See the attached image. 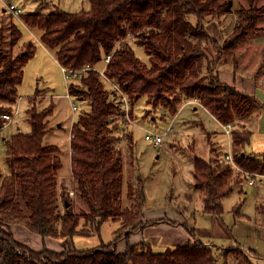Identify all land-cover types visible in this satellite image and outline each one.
<instances>
[{
  "label": "trees",
  "instance_id": "obj_1",
  "mask_svg": "<svg viewBox=\"0 0 264 264\" xmlns=\"http://www.w3.org/2000/svg\"><path fill=\"white\" fill-rule=\"evenodd\" d=\"M88 10L74 13L56 9L50 13H24L20 16L30 29L40 32V40L55 52L61 67L80 70L95 67L110 55L104 77L114 82L125 95L126 112L119 102L110 100L100 75L93 69L81 74L80 84L69 85V93L86 102L89 111L71 125L69 140L70 176L73 193L85 209L76 213L70 197L59 195L58 174L62 168L60 149L44 144L50 133L49 118L53 105L39 110L29 99L26 111L29 133H16L4 141L8 173L0 171V264H253L249 252L239 246L229 248L204 244L195 235L194 226L183 225L188 234L184 243L155 252L145 241L131 243L130 236L145 226L178 222L168 219L141 223L140 208L144 202L142 186H127L131 204L122 208L123 162L114 147L116 120L127 122L133 105L145 98L153 109L163 107L175 115L185 99L196 100L217 122L233 124L231 133L232 164L215 157L206 161L193 157L192 189L198 194L203 214L221 216L222 201L239 185L245 173L264 175V152L257 158L246 151L251 132L247 123L264 109L253 95L220 81L217 55H233L232 73L236 75L239 47L251 38L264 36L263 0H244L233 10L232 0H87ZM231 15L232 30L222 42L206 25L216 19L222 25ZM217 23V24H218ZM223 35V33H221ZM143 49L149 65L134 54L128 38ZM20 30L4 19L0 22V130L5 125L2 114H11L18 99L23 68L34 56L35 46L28 41L16 50ZM218 54L211 55L209 46ZM208 46V47H207ZM206 47V48H205ZM264 70V59L254 74L256 81ZM256 85V84H255ZM119 103V104H118ZM130 149L132 136H128ZM220 155V154H219ZM241 176V178H239ZM136 191V192H135ZM62 196V207L59 197ZM65 202L69 206L65 207ZM239 207L234 208L239 217ZM264 215L263 211H258ZM83 219L99 232L106 221H117L128 230L123 239L126 247L118 252L117 236L109 244L91 249H67L64 240L76 235L89 236L79 228ZM24 228L31 234L63 240L61 250L33 249L16 239L13 228Z\"/></svg>",
  "mask_w": 264,
  "mask_h": 264
},
{
  "label": "rangeland",
  "instance_id": "obj_2",
  "mask_svg": "<svg viewBox=\"0 0 264 264\" xmlns=\"http://www.w3.org/2000/svg\"><path fill=\"white\" fill-rule=\"evenodd\" d=\"M232 3L233 10L237 9L238 4L246 6L244 0H232ZM262 3H264V0ZM10 4L21 8L23 14L29 12L50 13L56 11V9L74 13L88 10L90 7L89 2L87 0H0V22L2 19L8 21V23L10 21L21 32V39L15 49L19 50L20 48L18 47L23 46L28 41H31L35 46V56L25 65L23 79L18 86V92L21 95L19 113L14 118L12 117L13 120L11 118L12 122L10 125L0 132V171L3 175L8 173L5 164L3 139H8L17 128L21 131L25 130L27 125L23 122V113L27 103H29L30 98L34 97L36 91L42 93L33 101L36 104V108L42 110L52 104L53 114L51 120L55 124H62L60 128L54 126L51 134L44 140V144L51 143L57 145L60 149L59 156L62 160V168L59 171V176L63 180H58L59 195L68 194L74 211L80 213L81 210L85 209V205L78 199L76 194L69 195V192L73 191V185L72 182H70V185L67 184L69 183L71 172L69 135L71 125L89 107H82L83 105L81 106L76 98L71 97L68 99L66 97L67 84L64 76L61 69L52 61L51 56L40 46L39 43H42L40 32L28 28L20 17H14L9 13L6 10V6ZM233 22L234 17L231 15L223 21L221 26L218 27L219 23L214 19L206 25V28L221 43L225 35L232 30ZM260 25L264 26V22L260 23ZM128 42L132 44L135 56L144 64L149 65L148 57L141 47L134 44V38L129 37ZM208 48L212 56L219 53L210 48V46ZM236 55V77L239 80L242 79L238 82H240L239 85H243L239 86V89L244 86L249 89L252 86L253 95L264 106V70L260 72L256 81L253 80L255 72L264 59V36L251 38L245 45L239 47ZM218 56L220 61L217 64V70L232 71L233 55L227 56L220 52ZM103 66L104 63L100 62L96 68L99 70ZM80 77L75 80L76 86L80 84ZM71 81H68V84ZM105 81V79H102L104 87L108 90L113 89L112 91L114 92L109 91L110 94L112 93L109 99H114L120 104L123 103L122 96L124 94L118 89L116 83H105ZM52 95L53 98L51 97ZM187 101L191 102L192 100L185 99L179 105L175 113V120L171 125L172 132L164 138L160 147H155L151 141H146L144 136L148 132L161 133L171 122L170 120L174 115L166 113L163 107L155 110L146 104L145 98H142L133 105L130 120L126 119V123L120 118L116 120L117 129L112 134L116 137L114 147L119 151L123 162L122 208L131 204V200L127 198V186L131 185L138 190L141 184L144 201L146 196L150 202L155 201L156 207H165L171 203V206L178 205L181 211H187L184 212L187 213L186 224L192 227L195 220L194 227L197 229L199 236L201 235L199 237L201 241H207L223 248L243 245L246 248L255 249L258 255L254 259L253 264H264V223L261 222L257 213L260 210L264 212V180L258 181L256 179L258 181L257 184L249 186L247 178L245 176L241 178L240 176L239 178L243 179L241 183L235 186L232 193L224 197L222 201L223 213L221 216L201 214V200L198 194H195L190 187L192 182V158L200 157L206 161L218 156L222 158L223 155H219L221 154L220 151L226 153L229 143L227 135L224 134L223 129L219 126L220 123H216V120L203 107L196 104L197 101L192 104H186ZM184 103L185 106H183ZM72 104L77 106V111L72 110ZM246 123L248 130L251 132L246 151L257 158H261L264 152V109L259 110ZM130 135L132 136L131 149L127 140ZM214 136L218 142L212 140ZM59 198V207L60 210H63L62 196ZM143 205L144 202L140 208V216ZM239 205L238 214L240 216L236 217L233 210ZM259 214L261 213L259 212ZM79 228L84 229L90 235H76L72 240H64L65 248L69 250L91 249L101 244L113 242L117 232V238L122 240L128 231L119 229L120 223L117 221L104 222L100 226L99 232L95 233L91 225L81 219ZM28 234L27 236L31 238L29 243L34 249L49 248L61 250L63 248L60 245L63 240ZM218 264H223L222 260H219ZM228 264L235 263L228 262Z\"/></svg>",
  "mask_w": 264,
  "mask_h": 264
},
{
  "label": "crops",
  "instance_id": "obj_3",
  "mask_svg": "<svg viewBox=\"0 0 264 264\" xmlns=\"http://www.w3.org/2000/svg\"><path fill=\"white\" fill-rule=\"evenodd\" d=\"M39 44L42 47V49L51 56V59L55 63V65L59 69H61V66L58 64V62L56 60L55 52L54 51L52 52V50H49L42 43H39ZM24 69H25V66L23 68V72H24ZM230 72H228L226 70L225 71L219 70L218 71V75H219L220 81H222V82H224L226 84H229V85H233L236 88L238 87L237 89L240 90V91H242V92L249 93V94H254L253 93V89H251L252 86L249 87V89L246 88L247 86H244L243 88H240L239 89V86H243V85H239L240 82H238V81H241L242 79L239 80L236 77L237 75L233 74L232 72L230 73ZM239 78H240V76H239ZM107 82L108 81L106 80L105 83H107ZM18 89H19V87H18ZM105 89L108 90L106 87H105ZM109 90H113V89H109ZM51 97L53 98V95ZM20 99H21V95H19V92H18V99H17L16 103L13 106L14 111L11 113L13 115V118L19 113V103H20ZM79 103H80L81 106L83 105L82 107H84V108L86 106H87V108L89 107L88 104H85L86 102H79ZM196 104H198L199 106H201L197 102H196ZM183 106H185V103L183 104ZM29 108H30V104L27 103V107H26V109H25V111L23 113V122L27 125L26 128H25V130L24 131H21L19 128H17L14 131V133H12L10 135V137L12 135L18 133V132L24 133V134L30 132L31 127H30V125H29V123L27 121L28 117L26 115V111ZM194 110H195V108H194ZM87 111H89V109H86V112ZM13 118H12V120H13ZM51 118H52V116L49 118V127L51 128V131H50V133H48L45 136L44 140L46 138H48V136L51 134V132L54 129L53 128L54 126L56 128H60L62 126V124H55V123H53L52 120H51ZM165 119H166V117H165ZM12 120H10L9 122H7L6 125L0 130V132H2L3 129H6L11 124ZM174 120H175V115L172 116V119L170 121H172V123H173ZM215 122L219 124V122H217V121H215ZM219 126H221V128L223 129L222 124H219ZM227 137H228V135H227ZM5 140H7V139H3V142ZM212 140H214L215 142H218V140H217V138L215 136H214V138H212ZM228 143H229V146H228V150H227L226 153H228L230 151V149H231V137L230 138L228 137ZM48 145H49V143H48ZM218 147H219V145H218ZM220 153H221L220 156L221 155L224 156L226 154V153H222L221 151H220ZM192 171H193V163H192ZM192 171H191V175H192ZM191 177H192V182L190 183V187H191V190L193 191V189H192L193 176H191ZM58 180L59 181L63 180L62 177L59 176V174H58ZM70 182H72L71 176H70L69 183H67V182L66 183L70 185ZM154 202L153 201L150 202L149 199L145 196V201H144V205H143L144 207L142 208L141 216H140V222L141 223H145L146 221H149L150 222V221H158V220H162V219H168V220H171V221L178 222V225H176V226H170V225L165 224V223H160L158 225L145 226L142 231H135V232H133L131 234V236H130V242L133 244V243H139L141 241H145V242H147V243H149L151 245V247L153 248V250L155 252H162L167 247H173L174 245L184 243L186 240H188V238H189L188 237V234L186 233V231L183 228V225L186 224L185 219H186V215H187V213H184V212H187V211H184L183 212V210L182 211L180 210V208H179L178 205L173 204L176 207L175 206H171V203H169V205L166 204L168 206H165V207H162V206L156 207ZM257 213H258V215H259V217L261 219V222L264 223V215L259 214L258 211H257ZM201 214H203V213H201ZM258 223H260V222H258ZM193 226H195V220L193 221ZM194 230H195L196 237L198 239H200L199 237L201 235L199 236V234L197 233V229H195V227H194ZM13 233H14L16 239H18L19 241L27 244L31 248H33V246L30 245V243H29V242H31V238L28 237L29 236V234H28L29 232L28 231H26L24 228H21V227H18V226H14ZM27 234H28V236H27ZM202 242L204 244H210L207 241H202ZM125 247H126V242H125L124 239L120 240L117 243V250H118V252H123L125 250ZM239 247L241 249H243L245 252H249L248 255L250 256V259H251V261L253 263L254 259L257 258V255H258L255 252V249H252V248H249V247L246 248L243 245H240ZM36 250H39V249H36Z\"/></svg>",
  "mask_w": 264,
  "mask_h": 264
},
{
  "label": "built area",
  "instance_id": "obj_4",
  "mask_svg": "<svg viewBox=\"0 0 264 264\" xmlns=\"http://www.w3.org/2000/svg\"><path fill=\"white\" fill-rule=\"evenodd\" d=\"M6 10L9 11V13H11L14 17H20L23 12H22V9L19 8V7H16L12 4L10 5H7L6 6ZM109 59H110V55H107V56H104L102 61L104 63V66L102 69H99L97 70L96 66L95 67H89V66H86L80 70H71V69H68V68H65V67H61V72L64 76V80L67 84V94H66V97L68 99H70L71 97H73L75 99V96L71 95L68 91L69 89V85L74 82L78 77L81 76L82 72L86 71V70H90V69H93L95 70L102 79H105L106 78L104 77V69H105V66L107 65V63L109 62ZM71 81L70 84H68V81ZM122 99H123V103H121V106L122 108L128 112V103H127V100L125 98V95L122 96ZM196 100H192L191 102L187 101L186 104H192L194 103ZM72 110L73 111H77V106L75 104H72ZM13 111V110H12ZM12 113V112H11ZM13 117L12 114H2L1 115V118L5 121V125L7 122H9L11 120V118ZM4 125V126H5ZM172 121L168 124V126L165 128V130H163L161 133H158V134H155V133H151V132H148L145 134L144 138L146 141H151L155 147H160V145L162 144L163 140L165 137H167L168 135L171 134L172 132ZM3 126V127H4ZM223 126V131L226 135H228V137L230 138L231 137V129H232V124H227V125H222ZM71 138V135H69V140ZM69 153H70V150H69ZM223 159L225 160V162L227 163H230L232 164V166L237 169V166L234 164L233 160H232V156H231V149L228 153H226L224 156H223ZM245 177L247 178V183L249 186H255L257 184L258 181H262L264 180V175H255V174H249V173H245ZM256 179L258 181H256ZM69 195L72 196L74 195L73 191H70L69 192Z\"/></svg>",
  "mask_w": 264,
  "mask_h": 264
},
{
  "label": "water",
  "instance_id": "obj_5",
  "mask_svg": "<svg viewBox=\"0 0 264 264\" xmlns=\"http://www.w3.org/2000/svg\"><path fill=\"white\" fill-rule=\"evenodd\" d=\"M68 206H69L68 202H65V207H68Z\"/></svg>",
  "mask_w": 264,
  "mask_h": 264
},
{
  "label": "bare ground",
  "instance_id": "obj_6",
  "mask_svg": "<svg viewBox=\"0 0 264 264\" xmlns=\"http://www.w3.org/2000/svg\"><path fill=\"white\" fill-rule=\"evenodd\" d=\"M233 125V124H232Z\"/></svg>",
  "mask_w": 264,
  "mask_h": 264
}]
</instances>
